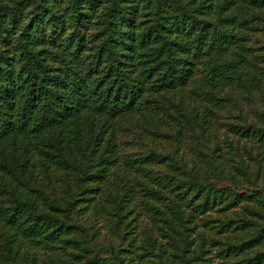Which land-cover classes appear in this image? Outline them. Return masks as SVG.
Masks as SVG:
<instances>
[{
  "label": "trees",
  "instance_id": "16d2710c",
  "mask_svg": "<svg viewBox=\"0 0 264 264\" xmlns=\"http://www.w3.org/2000/svg\"><path fill=\"white\" fill-rule=\"evenodd\" d=\"M260 27H264V0L2 3L0 196L8 208L0 210V223L15 228L24 218L25 234L55 228V236L75 235L74 222L40 211L16 182H25L37 165L49 170L56 164L71 169L80 191L85 192L96 181L95 170L117 166L116 122L134 112L143 114L151 105L167 112L165 100L194 84L198 75L201 83L193 87V93L205 102L206 107L201 106L205 115L211 113L209 108L227 101L243 113L232 94L242 91L251 102L256 101V93L264 96V54L255 55L249 45ZM260 117L264 123V111ZM185 118L184 126L193 132L195 123L202 120ZM175 122L182 126L180 120ZM240 129L264 143V126ZM208 157L214 173L222 175L224 167L214 152ZM258 162L257 171L262 168ZM178 164L176 168L189 178L186 182L207 192V201L219 194L224 201L227 192L231 195L232 187L217 190L199 183L195 167L188 169L185 159ZM239 165L242 179L232 174L233 187L254 196L250 186L259 187V178L252 177L250 161ZM72 196L75 200L77 194ZM117 204L120 225L123 207L121 201ZM72 205L71 201L66 210ZM19 235L23 242L27 240ZM33 237L37 248L38 243L43 245ZM4 248L7 257L0 264H41L35 254L23 260L9 244ZM111 252L117 254L114 248ZM182 261L192 263L187 250Z\"/></svg>",
  "mask_w": 264,
  "mask_h": 264
},
{
  "label": "rangeland",
  "instance_id": "374dc122",
  "mask_svg": "<svg viewBox=\"0 0 264 264\" xmlns=\"http://www.w3.org/2000/svg\"><path fill=\"white\" fill-rule=\"evenodd\" d=\"M21 1L0 0V5ZM252 37V52L263 55L264 27ZM194 80L165 100L167 112L151 105L143 114L134 112L116 122L117 166L95 170L96 181L85 192L80 191L71 169L56 164L49 170L37 165L25 182L17 181L18 190L35 201L40 211L72 221L78 230L70 238L55 236V228L25 234L24 218L15 228L1 222L0 263L7 257L4 246L9 244L20 259L29 260L35 254L41 264H184V250L192 258L190 264H264V143L240 129L264 126L260 117L264 96L256 93V101L251 102L246 93L237 91L232 95L243 113L227 101L209 108L211 113L205 115V102L193 93V87L200 86V76ZM194 116L202 120L195 123L193 132L184 125L185 117ZM213 152L224 167L220 176L208 164ZM183 159L188 169L195 167L199 183L217 190L232 187L228 199L222 201L219 194L207 201V192L186 182L187 175L176 168ZM243 160L251 162V175L259 178V187L250 186L254 196L233 187L231 175L242 177L237 168ZM258 161L262 162L259 171ZM118 200L124 217L120 225ZM6 208L8 203L0 196V210L6 212ZM18 233L27 240L23 242ZM33 236L43 245L38 243L37 248Z\"/></svg>",
  "mask_w": 264,
  "mask_h": 264
}]
</instances>
